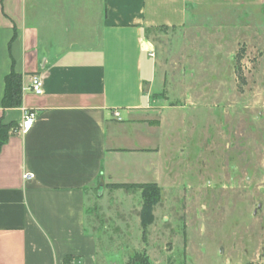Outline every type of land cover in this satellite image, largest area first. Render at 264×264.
<instances>
[{
    "label": "crops",
    "instance_id": "1",
    "mask_svg": "<svg viewBox=\"0 0 264 264\" xmlns=\"http://www.w3.org/2000/svg\"><path fill=\"white\" fill-rule=\"evenodd\" d=\"M230 4L260 9L264 22V0H0V120L19 125L25 108L37 111L0 150V264H66L67 255L103 264L87 229L90 188L104 175L161 180L151 135L167 100L145 89L157 70L147 33L183 26L197 6ZM12 70L23 100L4 110ZM36 74L42 94L29 89Z\"/></svg>",
    "mask_w": 264,
    "mask_h": 264
},
{
    "label": "rangeland",
    "instance_id": "2",
    "mask_svg": "<svg viewBox=\"0 0 264 264\" xmlns=\"http://www.w3.org/2000/svg\"><path fill=\"white\" fill-rule=\"evenodd\" d=\"M147 35L157 70L145 89L167 100L151 135L161 148L160 199L150 221L141 188L106 175L90 188L87 229L98 238L99 261L264 264L261 10L197 6L183 26Z\"/></svg>",
    "mask_w": 264,
    "mask_h": 264
},
{
    "label": "trees",
    "instance_id": "3",
    "mask_svg": "<svg viewBox=\"0 0 264 264\" xmlns=\"http://www.w3.org/2000/svg\"><path fill=\"white\" fill-rule=\"evenodd\" d=\"M5 94L2 100V107L4 110L8 108L19 107L22 104L23 100V79L22 75L12 70L5 78ZM19 125L16 123H4L2 119L0 120V150L3 145L7 142L10 132L17 131ZM118 186L128 188L130 186L138 187L143 190V198H144V210L143 214L149 215V219L151 221V211L153 206L160 199V187L157 183H137V184H119ZM147 225L146 218L143 221V227L145 229ZM146 236V233L144 234ZM76 257L73 255H67L65 257V263L71 264L73 259ZM141 264H148V259L146 257L140 258Z\"/></svg>",
    "mask_w": 264,
    "mask_h": 264
},
{
    "label": "built area",
    "instance_id": "4",
    "mask_svg": "<svg viewBox=\"0 0 264 264\" xmlns=\"http://www.w3.org/2000/svg\"><path fill=\"white\" fill-rule=\"evenodd\" d=\"M152 55H154V53H152ZM43 86H44V82L40 75L36 74L31 77V83L29 86V89L31 91H33L36 94H42ZM114 114L116 116H119V112L117 111ZM36 118H37V111L35 109L25 108L23 111L22 121L19 124V128L17 129V131L21 133L28 132L32 127L33 123L35 122ZM24 177L25 178L30 177V174H25Z\"/></svg>",
    "mask_w": 264,
    "mask_h": 264
}]
</instances>
